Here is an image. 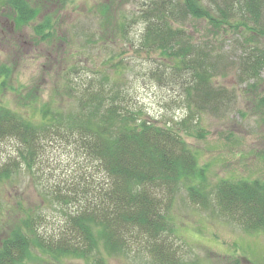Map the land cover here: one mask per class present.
Listing matches in <instances>:
<instances>
[{"label":"trees","instance_id":"obj_1","mask_svg":"<svg viewBox=\"0 0 264 264\" xmlns=\"http://www.w3.org/2000/svg\"><path fill=\"white\" fill-rule=\"evenodd\" d=\"M65 1L0 0V11L13 32L43 17L34 25L35 33L54 38L58 10L47 11ZM144 6L139 47L159 53L156 57L161 59L152 74L160 82L180 86V94L199 112L231 105L232 94L216 81L228 68L252 88L263 81L264 0H148ZM111 7L100 19L102 33H94L95 41L106 47L127 27L126 18L111 15ZM80 23L76 21L75 29ZM227 42L236 51L232 61L223 52ZM111 56L107 65L118 69L123 63L119 52ZM79 70H84L82 62L73 68L75 73ZM101 72H97L101 77L90 80L69 78L65 85L73 106L64 110L47 101L40 107V121L0 104V148L8 143L11 147L0 158V183L22 169L37 182L44 178L42 188L63 209L64 218L63 227L50 236L36 230L34 216L22 219L24 228L16 226L1 241L0 264H19L32 247L55 258L91 259L94 252L102 254L100 243L109 254H129L134 245L145 244L162 263L175 262L166 257L167 234L173 230L167 212L180 183L202 169L177 122L150 121L134 108L127 91ZM26 98L37 100L32 94ZM51 145L73 151L77 167L73 173L54 176L46 171L57 170L46 157ZM261 183L223 179L216 189L217 200L224 210L239 211L250 227H264ZM189 186L190 198L206 206L202 185ZM101 257L93 264H107Z\"/></svg>","mask_w":264,"mask_h":264},{"label":"rangeland","instance_id":"obj_2","mask_svg":"<svg viewBox=\"0 0 264 264\" xmlns=\"http://www.w3.org/2000/svg\"><path fill=\"white\" fill-rule=\"evenodd\" d=\"M146 2L66 0L60 8L57 4L50 5L47 12L58 10L54 38H42L35 33L33 27L43 17L13 32L0 11V66H6L1 70L6 74L0 75V104L40 121V107L47 101L64 110L73 106L74 98L66 92L69 78L90 80L101 77L97 72L105 71L121 91H127L134 108L140 109L150 121L160 125L177 122L202 174L197 171L191 180L180 183L167 212L173 230L167 234L170 249L166 257L169 260L174 257L175 262L162 263L149 248L143 247L145 244L134 245L129 254H109L100 243L102 254L94 252L91 259L55 258L32 247L19 264H93V259L99 256L107 264H264V227H250L241 220L239 211L224 210L216 190L223 179L264 184V73L263 81L252 88L234 69L228 68L226 75H218L216 81L232 94L231 105L199 112L180 94V86L160 82L152 74L157 60L161 61L156 57L159 53L139 47L144 27L140 9L145 8ZM108 5H113L112 16L126 18L127 27L121 30L116 42L106 47L95 40L102 33L98 30L99 22L103 14L109 13ZM78 20L81 23L75 29ZM190 29L194 30L191 25ZM231 47L227 42L222 48L232 61L236 51ZM113 51L119 52L123 62L118 69L107 65L111 59H106L112 57ZM80 62L84 70L75 73L73 68ZM29 94L37 100L26 98ZM10 148L9 143L0 148L1 159ZM46 157L57 169L46 170L54 176L73 173L77 168L73 151L68 147L51 145ZM192 182L201 184L205 190L206 206L190 198ZM45 183L44 178L33 180L26 169L0 183V246L16 226L24 228L21 220L30 216L35 217L34 226L44 236L56 235L63 227V209L48 198L42 188Z\"/></svg>","mask_w":264,"mask_h":264}]
</instances>
